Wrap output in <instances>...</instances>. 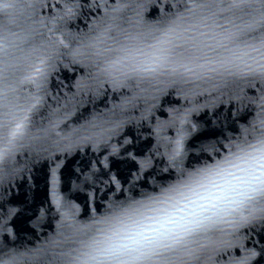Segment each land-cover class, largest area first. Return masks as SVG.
I'll return each mask as SVG.
<instances>
[{"label": "water", "instance_id": "1", "mask_svg": "<svg viewBox=\"0 0 264 264\" xmlns=\"http://www.w3.org/2000/svg\"><path fill=\"white\" fill-rule=\"evenodd\" d=\"M3 2L6 0H0ZM14 2L17 7L8 9L14 24L5 28L8 17L0 13V49H6L0 50V68L5 61L10 65L8 84L15 90L10 97H16L22 109L35 103V97H43L34 110L27 112L28 129L31 133L41 127L53 129L51 140L44 144L53 155L33 163L36 142L30 135L15 146L12 166L23 170V179H14L5 191L26 192L30 203L43 207L44 216L34 228L0 235L4 246L0 259H8L4 253L16 252L32 257L24 264H64L60 253L75 249L74 255L98 257L92 260L83 256L86 264H159L155 258H137L135 252L121 255L119 260L99 253L120 244L135 248L134 241L143 242L145 236L155 238L170 229L178 230L177 223L210 216L215 223L187 240L188 247L196 249L201 259L181 252L170 254L172 264H235L245 249L253 248L259 255L250 264H264V228L258 223L244 226L233 237L229 235L233 229L226 223L239 218L232 209L240 207L241 202L244 208L253 206L247 199L249 194L255 195L257 209L264 208V197L252 192L254 187H264L253 177L264 180V175L252 158L258 154L250 147L264 139V76L250 56L256 60L260 57L250 50V55L244 57L255 71L244 63L239 64V69L229 66L225 70L215 62V54L209 53L213 63L208 68L217 71L206 68L197 70L198 77L181 75L183 69L173 73L171 65L165 64L155 72L132 73L133 79L127 81L130 87L114 89L103 70L122 61L111 68L120 77L117 69L129 63L124 48L133 49L135 63L151 64V58L158 53L148 46L155 41L147 34L152 26H166L167 15L177 11L172 7L177 0ZM183 3L180 0V11ZM97 4L106 7H96ZM106 28L103 42L97 41ZM49 37H61L69 46L54 49L48 45ZM89 43H95L102 54L91 55L93 49L84 47ZM36 67L48 73L46 88L39 92L28 79L37 77ZM97 79L102 87L96 86ZM84 83L92 84V90H81L78 85ZM4 86L0 80V88ZM17 111L21 117L25 114ZM91 125H96L92 130L97 132L115 130L109 145L120 147L125 139L132 140L127 145L130 150L152 156L151 168L134 188L130 183L122 182L119 187L101 183L93 197H86L75 187L79 181L72 170L82 162L103 159L110 147L81 143L76 135L70 141H53L73 129ZM181 136L183 152L176 163L183 169L182 174L169 160ZM53 170L58 180L57 194L75 205V227L69 226L58 210L52 194ZM17 185L22 187L18 189ZM112 201L118 202L115 210L109 208ZM228 239L233 240V246L224 247L222 241ZM53 240L59 243L54 245Z\"/></svg>", "mask_w": 264, "mask_h": 264}, {"label": "snow or ice", "instance_id": "2", "mask_svg": "<svg viewBox=\"0 0 264 264\" xmlns=\"http://www.w3.org/2000/svg\"><path fill=\"white\" fill-rule=\"evenodd\" d=\"M180 0L173 4V8L177 11L168 14L164 23L166 26L157 27L152 26L147 35L155 41L148 46L155 50L158 55L151 58V64L140 65L135 63V57L132 55L133 49L124 48L128 53L125 59L129 63L122 68L117 69L120 72V77H117L111 71L115 64L122 63V61L113 62L109 68L103 71L109 77L112 87L122 88L130 87L128 80L133 79L132 73L139 74L140 72H155L158 68L165 64L171 65L173 73H180L183 69L184 73L199 76L198 69H208L210 71H217L216 68H208V65L213 63L209 53L215 54L217 60L215 61L220 67L229 70V66L239 69V64L244 63L250 71H255L251 65L244 60L245 56H249V51L256 53L260 60L255 57L250 58L258 65L260 74L264 76V0H184L183 11L179 10ZM31 6V5H29ZM96 7L105 5L97 4ZM17 4L14 0H6L0 3V13L8 17V23L4 25L8 28L9 25L15 23V18L10 16L8 9H15ZM119 7V6H117ZM116 11L117 8H113ZM71 12V9H68ZM10 31V28H9ZM108 29H104L101 35L96 37L97 41L103 42L102 37L106 35ZM49 32H54V28H49ZM156 33H159L157 35ZM6 40L7 38L4 37ZM48 45L58 50L59 46L67 48L69 45L65 43L64 39L57 37L52 39L49 37ZM89 49H93L91 55L100 56L102 52L96 49L95 43L84 45ZM6 52V49H0ZM139 50V49H136ZM227 53L228 55H224ZM175 57V59H172ZM43 63V61H41ZM10 65L7 61L4 62V67L0 68V80L4 82V87L0 88V235L5 233L18 234L34 228L43 219L44 209L42 206H34L29 202L26 192L5 191L6 186L10 187L14 179H23L22 169L13 167L15 160L14 150L18 141L26 135H30L32 140L36 142L33 148L35 153V160L33 163H39L41 160L51 158L53 153L44 144L51 140L53 129L47 127L38 128L36 133H31L28 129L30 118L27 115L28 111L34 110L43 99L42 96L35 97L33 103L27 110L21 108L16 97H10V92L15 90L8 84V71ZM128 69V70H125ZM35 72L37 77H28L29 81L35 84L37 91H43L48 83V73L44 68L36 67ZM105 81V82H109ZM97 87H102L98 79L96 81ZM139 86V85H137ZM81 90L90 91L93 88L92 84L84 83L78 85ZM130 102V101H129ZM25 111L21 117L18 111ZM58 126V125H57ZM96 125L86 128L81 126L79 129H73L72 133L61 136L60 140H55L53 143H60L61 140H71L73 135L78 137L81 143H97L104 144L106 148L110 147V151L104 155L103 159L88 160L82 162L78 169H73V174L79 181L75 187L85 194L86 197H93L98 190V185L103 183L111 186L119 187L121 183H130L131 187L136 186V181H139L142 175L152 166V156L145 155L139 150L132 151L127 145L132 144V140L125 139L123 145L120 147L108 144L111 139V133L114 129H102L101 131H93ZM211 134H215L214 129H210ZM60 136L59 133H56ZM175 148L169 153V160L178 171L183 173V169L176 163L177 158L183 152V137L175 141ZM253 153L252 158L256 161L258 168L261 170V175H264V139L260 140L258 145H250ZM67 150V149H65ZM44 153H48L44 156ZM31 172V168H27ZM106 177L107 179H103ZM253 179L264 184L259 176H254ZM52 194L57 204L58 210L65 222L69 226L75 227L72 224L74 220V213L70 201L62 200L56 192V185L58 180L56 173L52 171ZM22 185H17L19 189ZM91 189V191H88ZM111 189V187L109 188ZM253 193L264 197V187H254ZM249 202L253 204L251 208H244L243 202L240 207L232 209L233 213H238L239 218L236 220L226 221L232 227L233 231L229 233L230 236L235 237V233L244 226L259 224L264 228V208L257 209L255 207V195L249 194L247 196ZM118 206L117 201H112L109 208L115 210ZM216 206L213 205V208ZM208 221V223H205ZM176 223V222H173ZM215 221L212 217H204V219L193 218L184 223H177L178 230H168L166 233H161L157 237H143V242L134 241L137 245L135 248H130L127 244H120L118 246L109 247L100 250L99 255L119 260L121 255H131L138 253V257H143L151 260L155 258L159 264H172V257L170 254L183 253L186 256L200 260L201 257L197 255V250L188 247L187 240L200 231H207ZM52 243L58 244L59 241L53 240ZM224 247L233 246V240L228 239L222 241ZM0 244V250L3 249ZM200 245V248H204ZM243 247V245H241ZM77 250L72 249L67 252L60 253L64 264H86L82 259L83 256H88L89 259L96 260L98 257L86 253L74 255ZM245 254L235 260V264H250L259 253L253 249H245ZM8 259H0V264H24L26 260L32 259L27 253H4ZM211 258V257H209Z\"/></svg>", "mask_w": 264, "mask_h": 264}]
</instances>
